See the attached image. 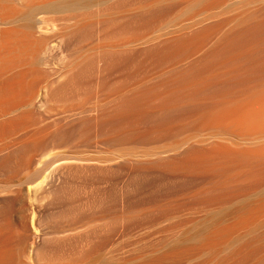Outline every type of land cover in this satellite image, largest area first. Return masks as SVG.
Returning <instances> with one entry per match:
<instances>
[{"label": "bare ground", "instance_id": "bare-ground-1", "mask_svg": "<svg viewBox=\"0 0 264 264\" xmlns=\"http://www.w3.org/2000/svg\"><path fill=\"white\" fill-rule=\"evenodd\" d=\"M105 1L0 0V139L23 125L22 117L9 115L35 97L28 79L43 32L54 25L37 18L39 10L73 8L70 35L80 38L91 28L97 46L90 64L98 74L119 61V49L136 42L131 31L171 12L190 20L133 61L159 68L152 79L119 86L120 93L105 104L97 100L93 115L84 117L93 126L95 150L132 148L97 157L102 161L45 154L47 167L40 164L42 172L24 181L31 199L73 170L95 174L114 161L128 168L119 189L68 202L59 211L66 227L61 233L47 231L31 205L20 213L8 210L18 196H1L0 264H264V0H127L134 2L127 26L111 32L102 29V9L123 1ZM84 13L97 22L83 19ZM220 14L226 15L217 19ZM44 93L54 96L49 86ZM43 139L35 132L17 138L12 152L3 148L0 177L19 174L22 154L28 148L35 153ZM1 183L4 193L8 185ZM154 226L134 244L123 241L134 227Z\"/></svg>", "mask_w": 264, "mask_h": 264}, {"label": "rangeland", "instance_id": "rangeland-1", "mask_svg": "<svg viewBox=\"0 0 264 264\" xmlns=\"http://www.w3.org/2000/svg\"><path fill=\"white\" fill-rule=\"evenodd\" d=\"M107 1H109V3ZM107 1H105L106 4L113 3L114 1L123 2L115 4L112 10H109L106 7L102 9L101 17L106 20V23L104 24L105 27L103 25L102 29H107V31L111 32L115 29H119L120 27H126V21L127 18L129 20L128 15L134 6V2L129 3L127 2V0ZM69 8L70 7L68 6L59 5L53 7H46L38 11L36 15L37 18L41 17L43 19L54 20V25L50 27L52 29L48 27L45 32H43L44 34L41 40L43 39L42 42L44 44L42 43V46L38 45L41 54L39 55L37 64L32 66L30 77L28 79V82L32 86V88L31 86L29 88L36 91L35 97L32 102H25L24 105H21L22 107L19 111H17L16 113H11L9 115L12 116L17 114L22 117L24 122L23 125L16 132L9 134L3 139H0V149L4 150L7 147V149L5 150H10L8 152H12V144L17 138H21L22 140H24L25 138L27 139L30 134H34L35 132H41V135L44 138L43 142L45 141L43 143L44 146L42 145L43 147L38 150L32 149L34 151L36 150L35 153H33V151H30V149L28 148L29 151H25V153L21 156V159H23V163L25 161V163L27 162L29 166H26L24 163V166L22 167L23 169L20 168L19 171L17 170L19 174L13 173L14 175H7L10 176L7 179L5 176L4 178L0 177V183L2 181H5V185H8H3L4 193H2V187H0V197L18 196L16 202L8 206V210L13 209V213H20V211L22 212L24 208H30L31 205V208L33 207L35 210H37L41 223L44 227H46L47 231H58L60 233L63 232L66 227L64 229L62 228V224H64V222L61 220V218H59V211H61L64 206L67 205L68 202H80L81 200H84L86 197H88L89 193H93L95 191L99 195L104 194L105 191H108L107 194L109 195L115 193L120 187V180L124 178L127 173V166L120 168L115 165L116 162L111 161L110 163H107V165H109L108 168H105L104 170L99 169V171L97 170L95 174L89 173L90 176L88 175V172L82 174L80 172L77 173L76 171V173H74L75 170H73L69 173H72L71 177L69 174V176L67 175L68 178H64L65 176L61 177L62 179L58 180V183L54 182L52 184V187L43 192V194L40 193L36 195V197L31 199L27 198V196L25 195L26 187L28 185L24 183V181L28 180L29 178H32V176H34L36 172H38L35 176L36 178L38 174L41 173L42 170L47 167V165L44 164V159L48 155L66 156L67 158H71V162L77 159L91 161V159H94L95 157H99L105 160V157L107 155L111 154L110 156H112V153H115L114 150H118V148H132L130 146L124 145L122 147L108 146L104 147V150H95V148L93 147L92 138H89V135L92 136L93 129L91 127L93 126H90L91 124L88 125V119L84 120V117L86 116V118H89L90 115H93V112L91 113V111L89 112V110L93 107L97 100L104 101L103 104H105L108 98L111 95L113 96L115 92L116 94L117 92L120 93L124 84L128 85L131 84V82L132 84L143 83L152 79L154 75H156V71L159 70V68H155V70L153 71V68L149 70V68L147 69L139 65L135 66V63L133 62L135 58L141 56L143 49L146 46H150L157 43L160 38L163 39V37H168L170 34H172L171 32H177L181 29V27L184 26V24L190 23V20H187L189 22H186L185 20L174 19L173 13L171 12L170 15L167 14L162 16L161 20H163L162 22L164 23V25L166 24L164 22L165 17L167 20V24L165 26L162 25V22L161 25H158V23H160L161 21L159 20L160 18H158L156 19L157 21L154 20L152 25L150 23L148 24V26H142L139 29L137 28L131 31L132 33L130 32L129 36L133 37L132 39L136 40V42L134 41L135 43L133 42L132 44H128L127 46H124L123 48L119 49V51H121L119 55L120 58L119 61H115L119 62L122 65H119L118 63L112 61L113 63L110 62L111 64L108 65V69L107 67V70L104 69L106 71L103 70L104 72L102 73L101 70L98 74V70L95 68V66L93 67L91 66L92 64H90L91 56L95 53L94 48L95 46H97L96 43L92 41L93 39L90 38L91 28L88 27L89 30L87 31L86 29V32L88 33H84L82 37L79 38L78 36V38H73L70 35V32L74 26V22H76V19L74 20L75 17L73 16V13L70 10L73 8ZM225 15L226 14H220L217 19H221V17ZM81 16H83V19L87 18L88 22L90 23H94V21L97 22V16L87 17V13H84ZM168 17L169 19H167ZM55 25L57 27H55ZM145 27H147L148 29ZM170 27L173 29L171 30ZM166 33H168V36L165 35ZM126 37L128 38V36ZM137 38L139 41L137 40ZM132 39H130L129 41H133ZM159 71H157V73ZM63 85H65L66 87ZM46 86H49L53 91V97L44 98L42 96L44 90L46 89ZM119 86H121L122 88ZM27 92L29 91H26V93ZM56 93L58 94L56 95ZM43 95H45V93ZM77 119L78 121H83H81L79 124ZM72 120L74 123L72 122ZM71 126H73V129H70V131L65 132L66 129H68L67 127L71 128ZM89 127L91 128V130L89 129ZM57 129L61 130L60 132H63L62 134L59 133L60 135H58V138L54 137L56 133L55 131ZM76 130H78L79 133ZM79 130L82 131L80 132ZM14 136H16V138ZM55 142H57V144H55ZM8 146L11 149H9ZM5 150L3 152H0V154L4 152V154H6L7 151ZM45 154L47 155L45 156ZM103 155L105 157H102ZM101 159L98 160L102 161ZM40 164L44 166L43 169H41L42 167L39 168V166H41ZM24 168H26L27 170ZM38 168L41 169V172L37 171ZM0 186H2V183L0 184ZM82 188H84L85 190ZM91 190L93 191L91 192ZM16 191H19V193ZM1 208L2 206L0 205V210ZM4 210L6 209H3V211ZM4 225H7V222L3 223V226ZM156 226L149 229H147L146 227H134L131 229L129 235H127V237H125L126 239L124 238L123 241H125V243L127 242L126 245L128 243L134 244L136 243V241L138 242V240H142L143 237L146 238V236L152 234L153 230L158 228Z\"/></svg>", "mask_w": 264, "mask_h": 264}]
</instances>
